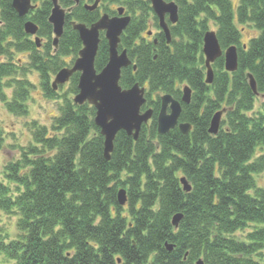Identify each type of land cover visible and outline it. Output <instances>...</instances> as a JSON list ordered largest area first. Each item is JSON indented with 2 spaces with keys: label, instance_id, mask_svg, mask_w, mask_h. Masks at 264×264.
<instances>
[{
  "label": "trees",
  "instance_id": "trees-1",
  "mask_svg": "<svg viewBox=\"0 0 264 264\" xmlns=\"http://www.w3.org/2000/svg\"><path fill=\"white\" fill-rule=\"evenodd\" d=\"M11 1L0 0V87L13 88L10 100L1 96L8 112L26 113L32 86L17 77L24 68H19L22 61L12 60L13 52H31L30 67L39 74L44 97L58 99L50 76L71 65L81 48L71 21L90 25L101 12L116 15L122 6L130 22L118 49L126 50L132 64L121 70L119 84L144 86L141 109L151 108L152 117L136 140L118 132L109 160L93 122L95 109L87 103L77 105L63 96L51 130L33 123L36 145L23 149L21 158L4 168L14 191L0 182V210L18 216L19 231L13 240H0V255L14 264H196L198 259L203 264H260L264 188L256 187L253 176L264 172V152L256 151L264 146V112L248 115L257 94L246 75L252 74L258 94L263 93L264 0H238L235 12L231 0H166L178 6L177 22L168 23L169 43L149 0H100L92 11L83 4L94 0H79L77 6L74 0H58L62 7L73 8L65 15L56 50L48 22L51 0H31L36 7L27 17H19ZM27 19L45 40L41 48L24 32ZM235 21L240 27L252 23L258 34L242 42ZM210 22L222 50L236 46L238 68L226 72L219 57L212 64L213 80L206 84L201 49ZM150 26L151 39L144 35ZM107 59L101 32L97 71ZM77 78L78 73L70 78L71 94L77 92ZM177 83L187 84L192 92L190 102L181 103L179 117L191 131L182 135L175 128L158 134L160 95L180 100ZM222 109L225 119L211 135L210 119ZM3 139L0 127V150ZM182 177L191 185L189 192L182 189ZM120 190L125 191L123 205L118 202ZM176 213L182 218L174 227ZM250 226L245 240L235 237Z\"/></svg>",
  "mask_w": 264,
  "mask_h": 264
},
{
  "label": "water",
  "instance_id": "water-1",
  "mask_svg": "<svg viewBox=\"0 0 264 264\" xmlns=\"http://www.w3.org/2000/svg\"><path fill=\"white\" fill-rule=\"evenodd\" d=\"M151 8L158 18V23L163 33L166 36L167 42L170 41V33L166 22L174 24L178 20V7L173 1L165 0H149ZM78 4V0H75ZM98 0L92 5H85L87 10H93L97 6ZM12 7L18 14L23 17L29 9L33 8L30 0H12ZM71 8H62L58 0H52V9L48 18L52 25L54 33L53 44L56 47L59 37L63 32L65 21V13L70 12ZM129 16L123 15V9H118V15L110 17L108 14H102L96 22L90 26L84 23L72 22L73 30L77 31L82 42V48L78 52V57L75 59L71 67H65L59 70L52 82L53 88L56 89L58 84H63L75 72H80L77 88L78 93L74 97V102L82 104L87 101L95 108L94 123L100 128V134L103 136V155L106 160H109L110 153L113 149V140L119 131H124L127 135H132L136 140L143 123H146L151 118L152 110L147 109L144 112L140 111L141 106L145 102L144 88L134 84L130 88L122 89L118 82L120 79L121 69L131 64L127 57L126 51H117V46L120 42V35L129 23ZM24 30L28 34H35L37 26L26 21ZM104 30L105 38L108 44V60L105 66L96 72L94 68V58L98 48L99 31ZM37 46H39L38 38H35ZM202 52L204 55V64L206 67L205 82L211 83L213 79V71L211 63L220 56H223L224 68L228 72H233L238 68L237 48L232 45L224 51L221 49L215 31H206L203 36ZM135 68V66L133 67ZM248 84L250 89L258 94L256 82L252 74L247 73ZM191 89L185 85L182 89L181 101L189 103ZM161 106L157 115V131L160 134H165L177 126L181 134H187L190 130V124L178 122L181 113V105L178 100L172 98L169 94H164L160 98ZM167 108L169 110L167 111ZM224 109L213 114L210 119L208 132L212 135L217 134L221 116ZM180 182L183 185L185 192L190 191V185L185 178H181ZM126 201L125 191L120 190L118 193V202L123 205ZM182 218V214H175L172 218L174 226ZM172 246L167 245L170 250ZM197 264H202L198 260Z\"/></svg>",
  "mask_w": 264,
  "mask_h": 264
},
{
  "label": "rangeland",
  "instance_id": "rangeland-1",
  "mask_svg": "<svg viewBox=\"0 0 264 264\" xmlns=\"http://www.w3.org/2000/svg\"><path fill=\"white\" fill-rule=\"evenodd\" d=\"M238 0H231L233 5V12H235V7ZM90 4V3H89ZM108 7H115L114 3L108 4L104 3ZM236 27L241 30L240 25L235 21ZM241 30V40L244 43L248 42V38L253 37L258 34V31L254 28L252 23H248L242 26ZM209 28L215 30V24L213 22L209 23ZM150 32L148 37L153 36L154 28H148ZM38 37H40L38 35ZM32 41L34 36L29 37ZM40 42L43 46L45 40L40 37ZM40 47V48H41ZM30 57L31 52H13L12 60L22 61L17 72V77L22 76L24 79L29 81L32 86L29 88V94L25 101L26 113L23 115H16L7 111L5 103L2 101L1 96L6 100L11 99V93L13 88L2 86L0 91V127L3 130V145L0 150V182L9 186L12 191H14L15 185L10 183L5 178L4 168L8 162H14L21 158V153L23 149H28L32 145H36L33 141V123L40 126H45L48 130H51L54 120L59 116V108L62 105L63 96L69 99H73L74 94L69 93L70 82L62 84L58 87V94L61 96L58 99L45 98L40 87L39 74L37 71L31 69L30 67ZM69 63L70 57L65 58ZM18 63V62H17ZM225 70V69H224ZM226 71V70H225ZM228 72V71H226ZM54 78V74H51L50 81ZM8 80V79H5ZM182 87V85H180ZM224 108H227L224 106ZM259 110L264 112V92L259 93L253 100V110L248 112V115L256 114ZM225 119V114H222L221 120ZM53 133V132H52ZM39 147V145H38ZM257 153L264 152V146L262 148L258 147L256 149ZM50 155V153H48ZM255 158V157H254ZM254 180L256 187L264 188V172L254 174ZM17 219L16 214H6L0 210V240L10 241L19 235L17 229ZM253 229V226L246 228L243 231H238L234 235L236 238L245 240L246 234ZM0 264H14L13 261L7 260L4 255H0ZM260 264H264V250L262 256L260 257Z\"/></svg>",
  "mask_w": 264,
  "mask_h": 264
}]
</instances>
